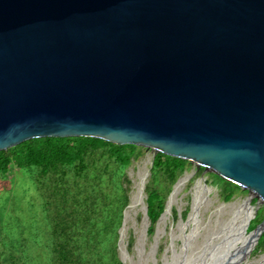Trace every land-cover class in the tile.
Returning <instances> with one entry per match:
<instances>
[{"label":"water","instance_id":"95a60500","mask_svg":"<svg viewBox=\"0 0 264 264\" xmlns=\"http://www.w3.org/2000/svg\"><path fill=\"white\" fill-rule=\"evenodd\" d=\"M78 136L186 159L247 190L253 247L264 0H0V151Z\"/></svg>","mask_w":264,"mask_h":264},{"label":"trees","instance_id":"16d2710c","mask_svg":"<svg viewBox=\"0 0 264 264\" xmlns=\"http://www.w3.org/2000/svg\"><path fill=\"white\" fill-rule=\"evenodd\" d=\"M143 150L134 144L120 145L87 136L33 138L1 150L0 175L11 171L28 174L42 199L43 217L33 225L34 244L28 248L19 241L20 258L44 251L49 255L45 264H124L119 254V237L124 210L130 201V180L125 172ZM191 164L162 152L155 156L145 189L150 235L155 233L173 185ZM212 175L222 185L226 200L241 190L215 173ZM256 202L254 198L253 204ZM263 221L261 206L248 231ZM263 251L264 230L253 249L255 253Z\"/></svg>","mask_w":264,"mask_h":264},{"label":"rangeland","instance_id":"374dc122","mask_svg":"<svg viewBox=\"0 0 264 264\" xmlns=\"http://www.w3.org/2000/svg\"><path fill=\"white\" fill-rule=\"evenodd\" d=\"M143 148L125 172L130 180V206L124 210L119 237L124 264H264V251L253 252L255 244L249 249L250 235L241 229L246 218L247 190L241 189L226 200L213 172L193 164L173 185L167 197L168 214L150 235L151 223L144 219L143 205L152 175L153 152ZM94 172L92 169L91 175ZM30 178L22 171L0 175V264H45L49 259L44 251L20 258L19 241L28 248L34 244L33 225L43 217L42 199ZM143 180L142 201L133 206V197Z\"/></svg>","mask_w":264,"mask_h":264},{"label":"bare ground","instance_id":"6f19581e","mask_svg":"<svg viewBox=\"0 0 264 264\" xmlns=\"http://www.w3.org/2000/svg\"><path fill=\"white\" fill-rule=\"evenodd\" d=\"M136 199H137V196L135 195V197H134V202H133V206H134V204H136ZM244 210H245V213H246V218H245V220H244V222H243V225H242V231L244 232V228H245V226H246V223H247V221H248V219L250 218V216L253 214V212H254V209L253 208H248L246 205H244ZM244 233H246V232H244ZM247 234V233H246ZM249 235V234H248ZM247 241V240H246ZM252 242H253V235L251 234L250 236H249V238H248V243L247 244H249V243H251L250 244V246H249V249L251 248V246H252ZM246 243V242H245ZM246 244V245H247Z\"/></svg>","mask_w":264,"mask_h":264}]
</instances>
